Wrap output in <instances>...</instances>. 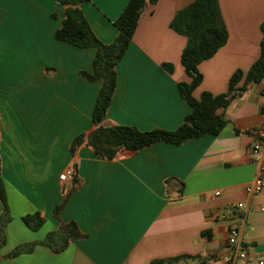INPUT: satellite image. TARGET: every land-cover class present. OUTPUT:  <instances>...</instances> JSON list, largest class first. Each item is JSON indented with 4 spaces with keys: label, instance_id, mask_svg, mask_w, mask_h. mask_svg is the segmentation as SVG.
I'll list each match as a JSON object with an SVG mask.
<instances>
[{
    "label": "crops",
    "instance_id": "0c3cea01",
    "mask_svg": "<svg viewBox=\"0 0 264 264\" xmlns=\"http://www.w3.org/2000/svg\"><path fill=\"white\" fill-rule=\"evenodd\" d=\"M128 1L90 0L79 8L95 36L109 44L117 35L113 22ZM193 1L158 0L145 7L115 67L116 87L103 126L172 131L181 125L190 112L177 87L190 82L180 63L186 39L170 23ZM218 4L228 38L198 66L196 99L226 93L232 74L246 73L260 53L264 0ZM63 16L64 7L54 0H0V160L11 217L0 264H151L173 258L181 259L171 264H227L226 223L216 215L231 203L242 204L240 240L248 255L234 264H264V177L261 193H244L256 171L249 147L261 119L264 78L216 111L226 121L220 134L180 146L121 150L104 161L86 145L101 84L80 76L91 72L96 50L54 39ZM79 135L84 141L71 153ZM73 172L74 185L60 179ZM34 212L44 219L37 231L21 221ZM69 222L86 237L71 240L64 251L37 245L5 258Z\"/></svg>",
    "mask_w": 264,
    "mask_h": 264
},
{
    "label": "trees",
    "instance_id": "16d2710c",
    "mask_svg": "<svg viewBox=\"0 0 264 264\" xmlns=\"http://www.w3.org/2000/svg\"><path fill=\"white\" fill-rule=\"evenodd\" d=\"M64 7V16L60 27L54 33V39L60 43L77 49L96 50L92 61L91 72H80V76L89 82H100L101 86L92 110L94 129L86 136V145L92 152L104 161H111L121 150L138 152L155 143H165L180 146L191 140L200 139L205 135L216 136L226 126V121L216 114L218 109L227 108L230 103L243 94L250 84H257L264 78V21L260 25L262 34L260 53L257 60L246 73L236 71L228 82L226 93L212 96L201 94L199 99L193 97V91L201 84L202 75L198 66L212 58L226 43L228 34L221 18L218 0H194L180 10L170 23V28L186 39V45L181 53L180 63L189 83L177 85L180 97L188 104L190 112L184 116L181 125L172 131L151 130L139 131L129 126L102 125L116 87L115 67L124 56L138 21L147 5H153L158 0H129L122 12L113 22L117 35L109 44L102 43L91 30L79 6L90 0H54ZM170 72V66H163ZM241 83V86L238 85ZM85 136L79 135L71 143L70 151L82 144ZM75 174L72 173V184H75ZM74 187L64 194L62 202L53 210V217L66 204L68 196ZM0 249L5 244L4 230L11 221L5 186L1 178L0 160ZM22 223L31 231L39 230L44 219L38 212L27 214L21 218ZM86 236L80 232L74 222L60 224L55 231L48 232L39 242L24 243L14 248L5 258H14L20 254L30 253L37 245L43 246L53 253L64 251L71 240H81ZM1 259V258H0ZM181 258L154 261L151 264H171Z\"/></svg>",
    "mask_w": 264,
    "mask_h": 264
},
{
    "label": "built area",
    "instance_id": "2783aa9c",
    "mask_svg": "<svg viewBox=\"0 0 264 264\" xmlns=\"http://www.w3.org/2000/svg\"><path fill=\"white\" fill-rule=\"evenodd\" d=\"M264 98V90L261 92ZM264 143V100L261 105V119L257 129L254 131V141L249 147V156L256 165V171L253 180L244 186V193L247 196H255L262 192L264 177V162L262 160V146ZM61 180H70L71 174L66 173L60 176ZM216 196L219 193H215ZM242 204L231 203L221 210L216 219L226 223V244L228 247L227 264H234L237 260H246L248 255L246 247L241 243L242 224Z\"/></svg>",
    "mask_w": 264,
    "mask_h": 264
}]
</instances>
